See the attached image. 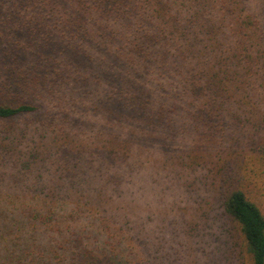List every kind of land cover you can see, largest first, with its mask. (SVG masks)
Masks as SVG:
<instances>
[{
	"label": "trees",
	"instance_id": "16d2710c",
	"mask_svg": "<svg viewBox=\"0 0 264 264\" xmlns=\"http://www.w3.org/2000/svg\"><path fill=\"white\" fill-rule=\"evenodd\" d=\"M46 106L40 132L11 124ZM89 108L107 115L92 151L61 133L84 131ZM139 125L188 127L264 159V0H0V264H61L66 185L94 174L89 156L122 179ZM206 147L212 158L204 142L196 150ZM226 190L244 252L264 264L263 213L239 187Z\"/></svg>",
	"mask_w": 264,
	"mask_h": 264
},
{
	"label": "rangeland",
	"instance_id": "374dc122",
	"mask_svg": "<svg viewBox=\"0 0 264 264\" xmlns=\"http://www.w3.org/2000/svg\"><path fill=\"white\" fill-rule=\"evenodd\" d=\"M100 108L79 116L84 131L65 126L61 133L72 140L68 144L92 151L96 138H107V115ZM52 114L46 106L31 119L11 124L28 121L40 132L39 122ZM194 133L188 127L163 131L139 125L131 140L138 160L132 158L136 162L122 179L108 177L107 163L89 156L94 174L84 177L82 170L73 179L75 189L66 185L74 202L62 212L56 238L60 263L252 264L224 199L226 189L237 186L264 215V159L246 146L219 148ZM196 141L201 144L194 146ZM203 142L212 158L207 147L196 150ZM227 175L236 179L224 183ZM78 197L79 205L74 204Z\"/></svg>",
	"mask_w": 264,
	"mask_h": 264
}]
</instances>
